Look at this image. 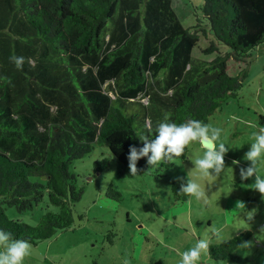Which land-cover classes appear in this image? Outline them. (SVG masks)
I'll return each instance as SVG.
<instances>
[{
	"label": "trees",
	"instance_id": "trees-1",
	"mask_svg": "<svg viewBox=\"0 0 264 264\" xmlns=\"http://www.w3.org/2000/svg\"><path fill=\"white\" fill-rule=\"evenodd\" d=\"M201 37L207 44L194 57ZM263 43L264 0H202L189 27L173 0H0V229L35 245L73 228L83 192L75 160L100 147L95 172L114 160L119 178L133 177L129 147L154 138L165 119L206 124L238 97ZM12 56L24 58L22 69ZM230 62L244 65L233 74ZM187 157L188 147L173 160ZM173 160L149 167L141 158L136 175L162 177ZM171 189L188 200L177 180ZM44 193L57 212L36 225L7 216V207L33 209ZM107 195L121 200L112 185ZM251 234L211 242L209 259L246 263L237 249Z\"/></svg>",
	"mask_w": 264,
	"mask_h": 264
},
{
	"label": "rangeland",
	"instance_id": "rangeland-1",
	"mask_svg": "<svg viewBox=\"0 0 264 264\" xmlns=\"http://www.w3.org/2000/svg\"><path fill=\"white\" fill-rule=\"evenodd\" d=\"M201 3L202 0H173V7L186 27L194 24V10ZM206 44V39L201 37L193 56H202L201 49ZM229 65L230 72L235 74L244 64L230 62ZM247 70L238 97L209 116L206 123L222 130L217 148L223 143L229 150L225 155V170L219 176L203 178L194 168L193 160L204 153L197 144L188 146L186 160H173V166L162 177L144 174L119 178L114 160L108 169L95 172L94 161L102 151L96 147L91 155L72 164V170L79 175L78 186L83 187L81 198L75 202L76 225L31 244V254L23 264H124L125 260L128 264H174L179 260L178 253L191 249L198 239L211 237L213 227L219 230L220 238H211L210 243L229 239L236 227L241 228L240 232L252 231L250 246L237 249V254L250 260L237 264H254L259 254L264 256V232H260L264 227V200L253 190L254 177L242 181L239 175L240 167L249 166L244 155L254 142L252 134L264 127L261 119L264 117V43L252 52ZM138 131L143 129L138 127ZM258 168L264 178V164ZM177 177L200 183L206 192L205 199L192 196L185 202L176 201L171 185ZM109 185L121 193L120 201L107 195ZM237 201L245 202L246 206L236 207ZM47 211L57 212L58 207L49 202L46 193L31 210L6 208L10 219L31 225H36ZM249 211L254 216L250 222ZM79 215L83 218L79 219ZM149 233L153 237L148 241L145 237ZM205 261L208 252L199 260L201 264ZM209 264L236 263L210 260Z\"/></svg>",
	"mask_w": 264,
	"mask_h": 264
},
{
	"label": "clouds",
	"instance_id": "clouds-1",
	"mask_svg": "<svg viewBox=\"0 0 264 264\" xmlns=\"http://www.w3.org/2000/svg\"><path fill=\"white\" fill-rule=\"evenodd\" d=\"M10 61L18 69H22L24 64L23 57L12 56ZM252 126V125H250ZM151 130V129H150ZM221 129L205 124L202 121L189 119L184 123L176 124L167 122V119L157 123L155 137L149 138L141 135L139 139L143 146L137 148L130 146V161L128 167L130 175H136L140 170L137 163L141 158H147L149 167L157 166L160 162H171L174 158L185 154L186 148L190 144H197L203 150V156L193 160L194 168L203 178L219 176L225 170V155L228 148L220 143L217 148L216 142L221 136ZM254 142L250 144L249 150L244 155V160L249 162L247 168L240 167L239 175L242 181H247L254 177L253 190L259 192L261 199L264 200V178L259 173L258 165L264 164V127H260L257 132L252 134ZM239 164V161H233ZM180 183L179 192L189 197L194 196L197 200H204L206 192L200 183L192 179L177 177ZM245 202L237 201L236 207L243 209ZM247 220L253 221L252 211L247 214ZM264 232V227L260 228ZM211 237L198 239L196 244L189 250L180 253L179 264H197L201 256L209 251L210 239L220 238V232L216 228L210 229ZM251 241H244L241 247H249ZM32 245L21 239H13L11 233L0 229V264H23L24 259L31 254ZM124 264H128L125 260Z\"/></svg>",
	"mask_w": 264,
	"mask_h": 264
},
{
	"label": "crops",
	"instance_id": "crops-1",
	"mask_svg": "<svg viewBox=\"0 0 264 264\" xmlns=\"http://www.w3.org/2000/svg\"><path fill=\"white\" fill-rule=\"evenodd\" d=\"M233 228V227H232ZM223 229V228H222ZM238 229H241V228H234V230L232 229V232H231V235L232 236H235V235H237V234H239V233H241L240 232V230H238ZM249 232H251L252 233V231L251 230H248ZM232 233H234V234H232ZM232 236H230V237H232ZM153 237V235H152V233H149L145 238H146V240H150L151 238ZM210 237V236H209ZM251 237H252V234H251ZM221 241H224V239H222ZM259 247H261V245H260V243H259ZM263 247V246H262ZM182 253V252H181ZM263 254H264V251H263ZM243 257V256H242ZM178 258H179V260L177 261V262H175L174 264H179V261H180V259H181V255L178 253ZM248 258V261L250 260V258L249 257H247ZM209 261H210V259H209V257H208V261H205L203 264H209ZM247 261V262H248ZM197 264H201L199 261L197 262ZM254 264H264V256L263 255H260L259 254V256L256 258V261L254 262Z\"/></svg>",
	"mask_w": 264,
	"mask_h": 264
},
{
	"label": "built area",
	"instance_id": "built-area-1",
	"mask_svg": "<svg viewBox=\"0 0 264 264\" xmlns=\"http://www.w3.org/2000/svg\"><path fill=\"white\" fill-rule=\"evenodd\" d=\"M208 264V263H207Z\"/></svg>",
	"mask_w": 264,
	"mask_h": 264
}]
</instances>
